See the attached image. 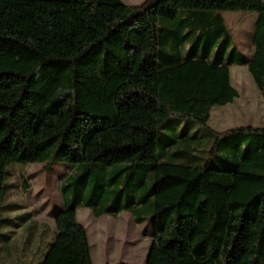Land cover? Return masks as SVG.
I'll return each instance as SVG.
<instances>
[{
    "label": "trees",
    "instance_id": "1",
    "mask_svg": "<svg viewBox=\"0 0 264 264\" xmlns=\"http://www.w3.org/2000/svg\"><path fill=\"white\" fill-rule=\"evenodd\" d=\"M180 10L191 15L189 32L176 24ZM218 11L256 13L249 56L227 52ZM231 65L246 67L264 102V0H0V210L7 167L16 162L46 172L66 163L60 190L75 184L76 193L98 163H150L153 179L144 195L132 190L116 208L63 197L53 238L33 264H93L79 206L95 217L126 210L138 224L150 219L143 264H264V127L208 124L213 106L238 97ZM172 118L203 126L219 167L176 162L178 137L157 153L159 130Z\"/></svg>",
    "mask_w": 264,
    "mask_h": 264
},
{
    "label": "rangeland",
    "instance_id": "2",
    "mask_svg": "<svg viewBox=\"0 0 264 264\" xmlns=\"http://www.w3.org/2000/svg\"><path fill=\"white\" fill-rule=\"evenodd\" d=\"M87 1V0H86ZM126 4H139L143 0H121ZM230 38L226 50H236L244 56L251 54V38L256 20L253 11H218ZM191 15L187 10H180L176 24L180 23L182 32L190 31L187 24ZM192 34L184 41L183 48L188 51L192 43ZM224 37L212 41L209 49L213 54ZM204 46L202 41L197 47ZM230 81L238 91V97L225 106H213L208 121L211 128L223 131L241 125L264 127V102L245 66L231 65ZM178 142L171 146V152L176 150V162H187L192 166H202L208 163L219 167L217 154H211L212 138L202 125L193 119L172 118L164 124L156 139L157 153H161L165 145L173 138ZM183 138V141L181 140ZM218 153V152H216ZM150 163H143L133 169L126 168L127 163L104 166L100 163L92 167L81 181L75 192L76 185L65 186L60 190V182L68 173L66 163L55 164L51 171L42 170L39 163L16 162L7 167V175L3 182L1 206L13 203L15 206L3 207L0 210V233L8 235L6 242L0 240V264L35 263L42 251L55 233L53 215L62 207V198H80L90 196L94 207L107 206L116 208L127 201V196L134 190V195H144L152 185L153 179L149 170ZM121 172L117 173L119 170ZM132 172V173H131ZM127 176H129L127 178ZM114 177L112 182L108 179ZM96 179L99 186L96 190ZM143 179V180H142ZM76 179H72L75 181ZM13 184L8 190V184ZM135 185L137 188H134ZM123 190L120 193L113 189ZM94 193V194H93ZM8 194V196H7ZM150 201L144 204V213H148ZM9 217L11 222L1 221ZM29 218L32 220V228ZM76 219L87 231L90 253L93 264H143L151 240L152 224L148 219L136 223L131 214L123 210L117 215L102 214L95 217L91 209L79 206L76 209ZM44 226V227H43ZM3 238L0 235V239Z\"/></svg>",
    "mask_w": 264,
    "mask_h": 264
},
{
    "label": "crops",
    "instance_id": "3",
    "mask_svg": "<svg viewBox=\"0 0 264 264\" xmlns=\"http://www.w3.org/2000/svg\"><path fill=\"white\" fill-rule=\"evenodd\" d=\"M69 170V167L67 166V170H66V172ZM133 218V217H132ZM134 220V219H133ZM29 222H31V225L30 226H32L33 224H32V220L29 218ZM148 252V251H147ZM93 263V262H92Z\"/></svg>",
    "mask_w": 264,
    "mask_h": 264
}]
</instances>
